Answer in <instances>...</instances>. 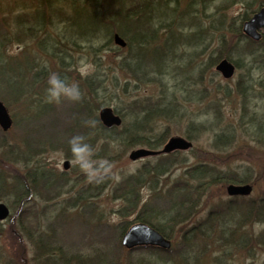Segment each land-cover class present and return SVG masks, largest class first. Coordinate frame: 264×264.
<instances>
[{"label": "rangeland", "instance_id": "rangeland-1", "mask_svg": "<svg viewBox=\"0 0 264 264\" xmlns=\"http://www.w3.org/2000/svg\"><path fill=\"white\" fill-rule=\"evenodd\" d=\"M87 1L83 0L84 5L80 6L86 7ZM170 1L178 12H174L171 6L172 10L166 11L169 18H176L181 25L198 22L206 27V31L192 36L189 34H193L194 29L182 31L188 35L174 42L167 72L160 76L155 71L152 76H157L156 80L146 83L133 81L130 74L118 73L114 65H103L102 55L110 52L117 56L121 52L113 50V47H101L102 40L87 42L76 32L73 33L74 27H69L71 22L67 18L73 15L74 12H71L77 4H82L81 0H0V33L21 34L18 39L10 36L8 43L4 41L5 57L0 62V70L5 69L6 74L16 79L12 81V86H7L0 77V99L13 118V125L8 131L0 127V202L10 209L9 217L0 221V264L36 263L29 229L34 233H44L56 248L53 250L56 253L59 249L68 253V264L70 260V264H264V222H242L235 233L245 238L243 242L232 237L231 230H228L223 239L205 235L197 243L182 248V234L187 227L206 218L214 207L229 202L231 196L227 187L231 182L228 181L213 183L201 195L192 218L174 225L171 230L168 228L172 243L169 252L159 249V253L147 249L128 250L121 240L119 242L122 227L127 221L129 225L135 223L138 215H123L120 209L127 203L118 197L119 193H123L122 182L134 173L139 172L144 179L136 188L141 197L140 205L152 201L154 192L166 195L167 189L183 176L187 167L199 163L213 165L220 173L249 176L251 181L248 184L253 189L249 196L241 197V209L246 208L249 200L264 197V74L254 66L247 70L252 64L249 63L251 58L242 54L243 48L248 45L246 40L236 37L228 29H222L242 12L241 7L235 4L225 9L226 23L222 26L221 15L217 12L219 7H225L227 0H197L196 3V0ZM182 9L188 12L193 9L195 17L184 15L187 11ZM156 11L162 12L163 9L156 8ZM211 22L220 28H210L208 25ZM21 24H24V30H21ZM77 27L83 30L82 26ZM37 29L40 31L34 38V30ZM59 40V46L64 50L63 57L58 56ZM66 42L68 45L63 46ZM160 42L157 37L152 49L160 47ZM232 44H237L236 48L242 50L237 54V50L231 53ZM99 47L95 54L93 50ZM221 51L231 53L233 60L242 66L230 79H225L215 68L216 59L219 57L220 60L225 55L220 54ZM96 69L106 79L110 90L103 93L108 97L114 93L111 81L115 78L122 81L120 107H126L135 97L163 96L161 92L168 100L177 99L183 104L186 114L181 119L171 117L169 121L159 120L134 129L136 133L151 135L153 139L165 138V142L171 136L189 138L187 133L196 136L191 139L189 150L169 154L174 162L169 165L166 174L155 176L154 171L159 170L160 163L167 164L168 158L164 156L167 154L130 159L134 150L151 149L143 144L123 147L114 143L109 145L106 153L101 154L100 148L94 149V159H106L112 164L111 172L99 182L89 181L81 168L73 163L74 158L67 157V146L64 147V144L70 139L66 130L74 125L75 105L68 100L59 104L49 103L46 99L47 79L50 72H57L70 82H77L83 95H86L90 87L84 80ZM242 78L251 86L245 96L238 91V81ZM20 87L24 89L14 90ZM97 97H102V94ZM130 119L124 124L132 125ZM203 123L207 127L202 130ZM195 127L201 130L197 132ZM223 129L232 135L229 143L226 147L214 146L215 133ZM58 139L61 145H58ZM66 160L70 161L68 169L63 167ZM30 171H49L58 178V183L53 186L56 189L60 185L61 191L56 196L51 192L50 198H41L31 190L28 203L20 207L15 201L14 190L20 185L31 187L34 178ZM35 181L36 186L46 185L42 178ZM164 195L160 202H155V209L163 208ZM233 239L241 243H234Z\"/></svg>", "mask_w": 264, "mask_h": 264}, {"label": "trees", "instance_id": "trees-1", "mask_svg": "<svg viewBox=\"0 0 264 264\" xmlns=\"http://www.w3.org/2000/svg\"><path fill=\"white\" fill-rule=\"evenodd\" d=\"M81 1L82 4H77L79 8L78 6H75V9L71 12H74L73 15L68 16L67 18V20L71 22L69 23V27H74L73 33L76 32L80 38L85 39L87 42H90L92 39H99L103 42L101 47H109V49L113 47V50L121 52V54L117 56L111 55L110 52L102 55L101 57L104 59L103 65H114L118 73L120 71L121 73H124L125 76L130 74L132 76L131 79L135 82L143 81L151 83L154 82L157 77L152 76V73L156 71L158 72L157 74L161 76L167 72L166 68H169L168 58L173 53L172 46L174 42L179 41V39L183 40L182 36L188 35L182 33V31L188 28L190 30L194 29V33L189 34L191 36L206 31V27H202L198 22L196 24L188 23L186 25H181L176 18H169L166 11L172 10L171 6L174 8V12H178L177 8L172 5L173 3L170 0H88L86 2V7L80 6L84 5L83 0ZM196 2L197 0L195 3ZM231 4V0H227V4L224 8H218L217 14L221 15L220 25L222 26L226 23L224 19L226 13L224 11L231 6ZM156 8H161L163 11L158 12L156 11ZM184 11H187L184 15L186 14L195 17V15H192V13H194L193 9L192 12H188V10ZM176 22V27H174ZM191 22H193V20H191ZM21 25V30H24V24ZM77 26H82L83 30ZM208 26L214 29L220 28L219 25L213 26L212 22ZM222 29H228L233 32L236 37L243 38L242 26L240 23L236 24L234 19H231L229 25L226 28L222 27ZM177 30H179V32ZM34 31L35 38L40 30L37 29ZM115 33H118L126 40L127 44L125 48L117 47L114 44L113 35ZM10 36L12 38L14 37V39H18L21 34L11 33V35H7L0 33V62L3 61L5 57L4 41L6 40L8 43ZM157 37L161 39L160 47L152 49V46L157 43ZM60 44L61 40L58 41V56L63 57L64 50L60 48ZM75 44L77 43L75 42ZM65 45H68V42H66V44L63 43V46ZM224 45H226L225 42ZM236 45L237 44H232L231 48L233 49L230 51L231 53H234L233 50H237V54V52L242 50L241 48H236ZM254 45L255 43L249 42L248 45L243 48L245 58L252 57L249 61L252 65L251 67H247V70L250 71V68H253L252 66H254L264 74V58H259L260 56H258L262 53L256 54L253 52L254 50L252 49L254 48ZM52 46L54 47L55 45ZM98 50H100V47L93 51L96 54ZM231 53L221 51L220 54H225L222 58H228L232 60L238 68H242L241 64L233 60L230 56ZM218 61L219 57L216 59V63ZM155 62H157L156 65ZM0 77H2L1 81L3 80V83L7 86H12V81H16L14 77L6 74L5 69L0 70ZM84 83L90 87V90L88 91V94L83 95V98L80 101L74 102V110L76 111V116L74 118L75 122H73L74 125L71 129L66 130V133L68 132L67 136L69 139L76 135H83L86 138V143L90 144L93 149L100 148V154L106 153L109 150V145L114 143H118L123 147H128L131 144H143L152 149H159L161 144L165 142V138L159 140H157V138L153 139L151 135L138 134L134 129L138 126L141 127L159 120L169 121L168 118L171 117L179 120L186 114L182 103L177 99L168 100V97L163 92H161L163 96L161 95L159 97L153 95L135 97L129 101V104L126 107H120L123 88L121 84L122 81L119 82L117 78H115L114 81H111L114 93L112 94V97L104 95V93L110 89L106 85V79L104 77L102 78L99 69H96L92 75L86 77ZM238 84V91L245 96L248 87L251 88V86L249 83H246L243 78L239 79ZM23 89V87H20L14 90L21 91ZM99 93L102 94V97L100 98L97 97ZM104 96L106 98L102 99ZM107 105H113L115 112L123 118V124L121 127L107 128L99 120L97 114L98 111L103 106ZM127 119L132 120V125L127 122L124 124ZM93 121L95 122L94 126L90 123ZM205 127H207V125L203 123L201 129L203 130ZM201 129L200 127H195L197 132ZM54 132L58 137L59 134H57V131L54 130ZM215 134L214 146L216 145L218 147L221 145L226 147V143H229L228 140H230L232 136L225 130ZM187 135L189 139L196 138V136H193L190 133H187ZM42 142L43 141H40L39 143ZM64 143L65 142H63V144ZM58 145H61L59 139ZM65 146H67V157L74 158L70 143H65L64 147ZM164 156L168 158V162L167 164L160 163L159 170L157 171L155 169L154 171L156 172V174H154L155 176L166 174L169 165L174 162L170 159L172 157L171 155L168 154ZM144 171L147 172V170ZM30 175L34 178L31 181V187H29V185H20L14 190L15 201L20 204V207L28 203L27 200L28 197L31 196V190H34V194H37L41 198H50L49 196L51 192H53V196H56L61 191L60 185L57 186L56 189L55 186H53L56 184L52 182L56 180L58 182V178L54 177L49 171H44L43 173L30 171ZM40 178H42L46 184L45 186L35 185V180L38 181ZM142 181H144V179H142L139 172L124 179L122 182L123 188H121L123 193L121 192L120 194L118 191L116 192V194L119 193L118 197L123 198L127 203L126 206H123L120 210L123 215L126 216H130L132 213H137L138 215L135 218V222L142 221L147 223L169 238L170 233L168 232V228L171 230L174 225L190 220L195 212L201 195L204 191L208 190L213 183L218 181H228L231 183L243 184L249 183L251 180L248 175L240 176L235 173H220L213 165L199 163L194 165V167H187L183 172V176L178 178L172 184L170 189H167L166 195L161 193L156 194L154 192L152 201L144 202L140 205L141 197L137 194L136 188L138 183ZM118 189L119 188L115 190ZM162 195H164L163 208L155 209V202H160ZM241 199V197L231 198L228 203H224L220 206L218 205L211 209L207 217L203 220L198 221L193 224V226L187 227L182 234V248L185 246L187 247L190 243H197L199 239L205 235H212L215 238L223 239V235H225L228 230H231L232 237L239 238L242 240L241 242L245 241V238L242 237V235H238L235 232L238 231V228L243 224L242 222H245V220L254 223L264 222V197L249 200L245 209H241L240 207ZM28 211L31 212L29 208ZM130 225L127 221V224L122 227L119 234V242L122 238L121 236ZM218 227H220L219 231L217 230ZM29 231V236L34 247L33 257L36 261L35 264H68V253H65L62 249H59L58 253H56L53 251L56 250V248L51 245L50 240L45 237L46 235L44 233L36 231V233H34L30 229ZM233 241L234 243H241L237 239H233ZM145 249L150 252L159 253V250L155 248L149 247ZM70 262L71 260L69 261V264ZM83 263L84 262H79L77 264ZM95 264L99 263L95 262Z\"/></svg>", "mask_w": 264, "mask_h": 264}, {"label": "water", "instance_id": "water-1", "mask_svg": "<svg viewBox=\"0 0 264 264\" xmlns=\"http://www.w3.org/2000/svg\"><path fill=\"white\" fill-rule=\"evenodd\" d=\"M264 28V7L261 8L251 19L244 23V33L253 38L260 40L262 34L260 29ZM114 42L120 47L126 46V41L118 33L114 35ZM216 69L223 75L224 78H231L235 73V65L228 59H222L216 66ZM99 118L104 126L111 128L122 124V117L117 114L113 107L105 106L99 111ZM13 119L9 113L5 103L0 99V127L7 131L12 126ZM192 147V142L183 136H171L165 143L162 149L153 150L147 148H139L130 153V159L138 160L147 156L158 154H168L177 150H189ZM64 169L70 167V161L66 160L63 163ZM250 184H230L227 187V192L230 196L248 195L252 191ZM9 207L0 202V220H4L9 216ZM122 244L128 249L137 247L154 246L163 250H168L171 247V241L163 236L157 229L152 226L138 222L132 225L123 235Z\"/></svg>", "mask_w": 264, "mask_h": 264}, {"label": "clouds", "instance_id": "clouds-1", "mask_svg": "<svg viewBox=\"0 0 264 264\" xmlns=\"http://www.w3.org/2000/svg\"><path fill=\"white\" fill-rule=\"evenodd\" d=\"M83 93L77 82H70L57 72H50L47 79L46 99L49 103H61L63 100L80 101ZM93 126L95 122H90ZM71 151L74 157L73 163L78 165L87 175L89 181L99 182L105 175L109 174L112 164L106 160L94 159V149L83 135L73 136L70 141ZM119 179V177H116Z\"/></svg>", "mask_w": 264, "mask_h": 264}, {"label": "flooded vegetation", "instance_id": "flooded-vegetation-1", "mask_svg": "<svg viewBox=\"0 0 264 264\" xmlns=\"http://www.w3.org/2000/svg\"><path fill=\"white\" fill-rule=\"evenodd\" d=\"M231 6L237 4L241 7L242 12L234 16L235 23H240L243 27L244 23L250 19L256 12L264 6V0H231ZM264 52L260 54V58H264Z\"/></svg>", "mask_w": 264, "mask_h": 264}, {"label": "bare ground", "instance_id": "bare-ground-1", "mask_svg": "<svg viewBox=\"0 0 264 264\" xmlns=\"http://www.w3.org/2000/svg\"><path fill=\"white\" fill-rule=\"evenodd\" d=\"M6 71V70H5ZM4 102V101H3ZM7 107V106H6ZM9 113H10V111H9ZM10 115H11V113H10ZM11 117H12V115H11ZM2 129V128H1ZM3 130V129H2ZM4 131V130H3ZM8 131V130H7ZM53 183V182H52ZM58 182H57V180H56V183H54V184H57Z\"/></svg>", "mask_w": 264, "mask_h": 264}]
</instances>
